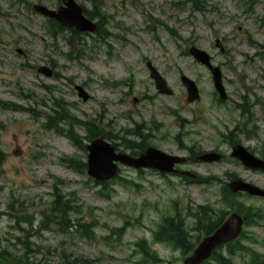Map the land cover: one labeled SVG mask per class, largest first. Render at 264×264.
<instances>
[{"label": "rangeland", "instance_id": "rangeland-1", "mask_svg": "<svg viewBox=\"0 0 264 264\" xmlns=\"http://www.w3.org/2000/svg\"><path fill=\"white\" fill-rule=\"evenodd\" d=\"M58 1L0 0V99L18 105L14 109L0 107V253L10 255L12 262L8 264L39 260L59 264L74 259L86 264H137L138 257L131 255L132 245L145 237L160 258L181 263L178 251L150 241L151 230L163 215L179 213L183 217L188 208L206 203L213 208L212 214L235 210L229 202H218L220 185L211 178L217 176L228 182L226 172L236 171L239 178L264 187V174H252L230 159L231 146L221 138L231 136L252 153L264 154V52L260 47L264 44V0H259L247 15L242 12L243 0H200L202 10L193 8L192 2L183 5V0H103L102 9L109 20L107 31L112 34L105 39L82 34L74 43L79 51L68 45L69 32L58 33L54 40L47 20L32 10L33 3L53 9ZM78 2L91 8L90 0ZM245 3L248 9L249 1ZM147 11L163 23L155 22L157 30L144 34L140 32L142 27L151 28L142 21ZM164 24L172 27L177 37H170ZM216 38L222 41L225 53H219ZM191 45L205 50L214 64H221L230 100L226 104L212 106L213 87L206 69L184 53ZM18 48L22 54L16 51ZM142 56L153 60L172 88V95L156 91ZM51 58L53 71L61 74L58 80L38 72L43 65L51 67ZM181 73L196 82L199 100L186 101L185 89L179 83ZM75 84L87 90L88 101L77 97ZM62 97L71 115L101 120L118 137L141 123L149 137L148 145L165 153L187 156L174 140L179 133L184 147L216 149L224 159L181 166L210 177L209 184L187 183L171 175L162 178L148 170L137 173L121 166L120 175L126 181L112 183L110 196H102L101 186L86 174L80 175L59 162L64 154L85 161L86 152L43 125L47 105ZM243 98L250 113L240 116V108L233 104ZM173 110L186 122L176 120ZM68 126V122L59 123L61 128ZM74 127L78 135L86 134L81 126ZM252 129L254 136L249 133ZM166 178L174 186L165 183ZM55 180L63 181L59 185L62 193L78 205V211L71 214L73 219L97 222L94 239L56 222H49L47 228L40 226L42 212L49 209L52 200ZM236 199L244 206H253L252 212L258 209L264 218V199L245 193H239ZM126 220L131 225L124 235H112L111 231ZM186 221L191 242L200 231L194 230L190 217ZM260 221L245 226L248 240H242L252 243L258 252L260 244L253 241L264 242V221ZM235 261L239 262V257Z\"/></svg>", "mask_w": 264, "mask_h": 264}, {"label": "water", "instance_id": "water-1", "mask_svg": "<svg viewBox=\"0 0 264 264\" xmlns=\"http://www.w3.org/2000/svg\"><path fill=\"white\" fill-rule=\"evenodd\" d=\"M67 5H69V9L65 10L64 12L60 13H54V12H47L43 9L37 8L38 10L44 12L47 15L50 16H54L55 18H57L58 20H61L65 25L67 26H79L78 25V21L77 18L79 20V14L80 13V9L73 4V0H67L66 2ZM77 15V16H75ZM93 148L96 150V155L94 157V163L99 164L100 162L103 161V163L101 164L102 167H106L109 166L111 171H105V172H101V171H96L94 169L91 168L90 172L98 177H109L111 176V174L114 173L115 171V167L114 165H112L111 160L112 159H116V160H121L122 162L125 163H129V164H138L140 159L138 160H132L127 158L124 155H114L112 152V149H108V152L106 149H103V146L99 143H94ZM150 154L152 155H156L159 158V154L157 151L155 150H150ZM100 155L104 156V158L100 161L99 157ZM250 156H246L244 154L243 157V161L248 164H255L254 160H252L251 158H249ZM93 158V154L91 155V159L90 162ZM242 188H246L244 186H241ZM256 193H260L264 195V192H259L256 191ZM237 225H239V223H235L233 221V218L230 219L223 227H221L220 229H218L211 237L206 238L200 245L199 247L194 251V254L185 261L186 264H197L198 262H200L201 260H203L205 257H207L209 255V253L211 252L212 248L220 243L223 242L225 240H227L229 237H231V233H232V229L236 228Z\"/></svg>", "mask_w": 264, "mask_h": 264}, {"label": "trees", "instance_id": "trees-1", "mask_svg": "<svg viewBox=\"0 0 264 264\" xmlns=\"http://www.w3.org/2000/svg\"><path fill=\"white\" fill-rule=\"evenodd\" d=\"M124 145H125L126 148H127V147L130 148L129 145H132V143H131L129 140H125ZM132 146H133V145H132ZM134 147L140 149L141 147H143V145H142L141 143H139V144H137V145H134L133 148H134ZM59 206H60V205H59ZM144 254H145L146 256H149V252H148V251H145Z\"/></svg>", "mask_w": 264, "mask_h": 264}]
</instances>
